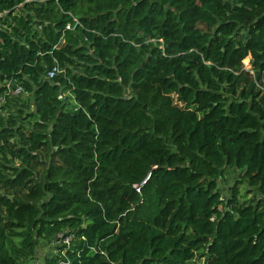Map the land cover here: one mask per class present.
I'll return each mask as SVG.
<instances>
[{
  "label": "trees",
  "instance_id": "1",
  "mask_svg": "<svg viewBox=\"0 0 264 264\" xmlns=\"http://www.w3.org/2000/svg\"><path fill=\"white\" fill-rule=\"evenodd\" d=\"M0 102V264H264V0H0Z\"/></svg>",
  "mask_w": 264,
  "mask_h": 264
},
{
  "label": "rangeland",
  "instance_id": "2",
  "mask_svg": "<svg viewBox=\"0 0 264 264\" xmlns=\"http://www.w3.org/2000/svg\"><path fill=\"white\" fill-rule=\"evenodd\" d=\"M246 63H248V60L246 61ZM17 94H18V92H17ZM1 102H0V106H1ZM236 178H239V175H238L237 171L235 172L232 169L231 170H227V171H225V174L223 176V181H222L221 184L224 185L225 183H232L233 180L236 179ZM243 190H245L244 187H243ZM53 244L54 243L47 244V245L39 244L38 252H37L38 256H42L45 253H49L54 248ZM32 264H38V263H36V261H35V262H32ZM195 264H205L204 258L197 257L195 259Z\"/></svg>",
  "mask_w": 264,
  "mask_h": 264
},
{
  "label": "built area",
  "instance_id": "3",
  "mask_svg": "<svg viewBox=\"0 0 264 264\" xmlns=\"http://www.w3.org/2000/svg\"><path fill=\"white\" fill-rule=\"evenodd\" d=\"M30 0H26V2H29ZM59 72V68L58 66H54L49 72H48V75H47V79L48 80H53L54 77L56 76V74ZM17 92H20V90H17ZM66 243L69 242V238H66L64 240Z\"/></svg>",
  "mask_w": 264,
  "mask_h": 264
}]
</instances>
